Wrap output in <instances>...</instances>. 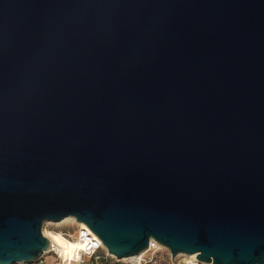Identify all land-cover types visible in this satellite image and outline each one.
Listing matches in <instances>:
<instances>
[{
    "label": "water",
    "instance_id": "obj_1",
    "mask_svg": "<svg viewBox=\"0 0 264 264\" xmlns=\"http://www.w3.org/2000/svg\"><path fill=\"white\" fill-rule=\"evenodd\" d=\"M69 215L264 264V0H0V264Z\"/></svg>",
    "mask_w": 264,
    "mask_h": 264
},
{
    "label": "built area",
    "instance_id": "obj_2",
    "mask_svg": "<svg viewBox=\"0 0 264 264\" xmlns=\"http://www.w3.org/2000/svg\"><path fill=\"white\" fill-rule=\"evenodd\" d=\"M82 222H75L74 232H70L68 228H63L62 224L51 223L50 220H46L43 224V230L47 226L61 229L74 242L82 244V247L74 249L68 258L61 255L55 245V241L50 239L49 247L38 258L15 260L10 264H157L155 252L160 247L157 248V245L152 240H150L147 251L119 258L108 250L101 237L86 222H84L85 224H82ZM47 253L53 254L55 258L52 261L47 260ZM186 264H207V262L197 257Z\"/></svg>",
    "mask_w": 264,
    "mask_h": 264
},
{
    "label": "bare ground",
    "instance_id": "obj_3",
    "mask_svg": "<svg viewBox=\"0 0 264 264\" xmlns=\"http://www.w3.org/2000/svg\"><path fill=\"white\" fill-rule=\"evenodd\" d=\"M66 221L77 222L76 217L73 215L66 216L61 220H56V221L50 220V222L57 223V224L64 223ZM82 224H85L84 221L82 222ZM46 235L49 236V238L51 240L55 241V245L57 246L61 255L65 258H68L72 254L74 249L82 247L81 246L82 244L74 242L67 235H65L61 229L49 228V233L46 232ZM151 240L153 241V243L155 242V244L157 245V248L162 247V246H166V245L162 244L161 242L157 241L155 238H151ZM148 249H149V246L144 248L143 250H141L139 253H143V252L147 251ZM180 254L186 255L184 258L183 264H186V263H188L192 260H195L197 258L196 254L193 252L192 253L180 252ZM206 262H207V264H213L212 260H208Z\"/></svg>",
    "mask_w": 264,
    "mask_h": 264
},
{
    "label": "rangeland",
    "instance_id": "obj_4",
    "mask_svg": "<svg viewBox=\"0 0 264 264\" xmlns=\"http://www.w3.org/2000/svg\"><path fill=\"white\" fill-rule=\"evenodd\" d=\"M55 224H57V223H55ZM60 224L63 225V228H68V230L70 232H74L73 231L74 226H76V223L74 221H66V222L60 223ZM57 225H59V224H57ZM55 228H58V227H55ZM46 232L49 233V227L48 226L44 229L45 234H46ZM185 256L186 255H181L180 253H178L176 255L175 259H173L170 249L166 246L160 247V249H158L155 252V259L157 260V264H183ZM54 258L55 257L53 254L47 253V255H46L47 260L52 261Z\"/></svg>",
    "mask_w": 264,
    "mask_h": 264
}]
</instances>
